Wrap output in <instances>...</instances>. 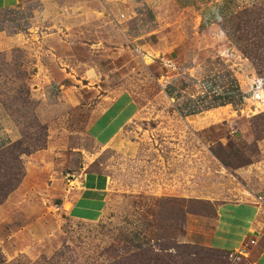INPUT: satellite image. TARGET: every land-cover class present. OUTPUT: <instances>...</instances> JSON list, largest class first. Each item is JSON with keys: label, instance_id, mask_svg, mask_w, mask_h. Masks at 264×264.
<instances>
[{"label": "rangeland", "instance_id": "374dc122", "mask_svg": "<svg viewBox=\"0 0 264 264\" xmlns=\"http://www.w3.org/2000/svg\"><path fill=\"white\" fill-rule=\"evenodd\" d=\"M99 1L23 0L0 9V105L19 127L0 151V264H264V0L222 21V56L213 47L177 67L157 56L171 50L168 32L136 39L133 21L113 16L118 0L104 7L110 32ZM45 25L58 33L45 39ZM59 46L75 50L63 57ZM235 85L240 96L229 93ZM128 92L140 112L101 146L88 129L107 104L99 99ZM193 107L201 111L191 114ZM88 172L110 181L93 220L71 211L70 200L62 205L78 198ZM16 189L24 193H10ZM220 193L260 211V226L238 251L232 246L254 214L248 205L227 208L230 223L214 235L231 251L206 244Z\"/></svg>", "mask_w": 264, "mask_h": 264}, {"label": "crops", "instance_id": "0c3cea01", "mask_svg": "<svg viewBox=\"0 0 264 264\" xmlns=\"http://www.w3.org/2000/svg\"><path fill=\"white\" fill-rule=\"evenodd\" d=\"M22 1L23 0H0V9L19 8V5ZM44 1L45 0H43V2ZM99 2L100 4L97 11L99 14L98 16L103 19L106 24L110 25L108 27L110 32L111 28H113V24L111 23V18H109V15L106 14L108 12L105 10V8L113 10V7H115L117 4L119 14L113 10V16L120 21L125 20L126 22L129 20L130 22L132 20L135 24L134 29H138L132 34L136 39L138 37H142L143 35H149L153 41L155 39L160 40L164 39L165 35L169 33L168 38L173 39L170 52L168 54L157 53V56L172 63L173 67H177L184 63V59L186 60L190 57L193 59L202 60L204 54L210 52L213 47L212 53L217 51L218 56H222V47H225V34L220 28L221 23L223 20H225V18L237 13V10H239L243 5H247L250 0H241V2H238V0H118L114 5H111V0H100ZM76 8L78 12L75 15L71 14L75 18L72 28L79 20L77 14L81 13L79 12V7L77 6ZM120 13H126L125 18L121 17ZM145 14L149 15L148 19H151L152 24H146L147 22L144 21L146 20ZM185 21H193L196 27L199 26V24H202L204 29L196 32L194 29L188 28V24H186ZM140 25H143L145 30L141 29L139 27ZM208 30L214 34V38L207 37L206 32ZM44 31L46 34H48L45 36V39L51 34L58 33H50L52 31L47 25H45ZM24 32L28 34V32ZM190 32L192 33L190 34ZM19 35L14 36L17 41H19L21 38H23L24 41L28 39L25 38L24 35H22V37ZM31 36H33V34H31ZM8 37L10 39H14L13 37ZM107 38H109V42L113 43L116 42V39H118L117 36L111 35H108ZM200 38L203 39L199 40ZM207 39H209L212 44H208L209 41ZM62 49L63 47L59 46L57 53L59 56L64 55L63 57H65L67 53L73 54L72 51L75 50L74 47L71 49L67 48V51H64L65 53L63 54ZM192 64H188L186 68L190 69ZM173 70L174 69H172V71ZM99 102H107V104L104 109L102 111L100 110L96 117L91 120L88 129L90 131V135L93 136L98 144L101 146H110L117 141L124 128H126L128 124H130V122L138 115L140 112V105L134 95L129 92L116 96H111L110 94L103 95L102 98L99 99ZM3 107L0 105V151L14 143L19 133V127L14 123L12 118H10L9 114ZM129 146H132V143H125L124 149H131ZM82 179L83 185L78 191L75 192L80 193L78 198L72 199L70 196L68 198L65 197L67 199H64L62 205L65 206L67 201L70 200L72 205L69 209L71 211L77 210L78 215H82L86 217V219L93 220L101 215L106 205L110 187L109 177L98 172H88L84 173ZM85 181L87 182L84 186ZM201 186L202 184L199 183V193H202V190L200 189ZM10 193L24 192L20 191V189H16ZM183 193L187 197L191 196L190 192L186 191ZM11 196L12 194H10L8 198ZM205 196L209 197V195ZM193 197L201 198V194L193 195ZM209 198L218 200L217 195H212ZM219 198L221 199V203L218 206V217L215 224L216 227L215 229L213 228L209 234V241L206 242V244L211 247L220 248L218 247L219 244L213 242L214 235L217 234L218 231L225 230L224 227L228 226L230 223L229 218H231V216L228 218H225L224 216V212L228 210L227 208L232 206L233 211L229 210L232 214L234 213V209L242 207V205H248V207L253 208L254 214L250 218L245 219L248 220L247 224L244 226L242 232H239L238 237L232 246L235 249L234 251H238L244 248V244L248 242V234H252L251 232L255 233V230H257V228L260 226V220L257 214L260 211L258 210V207L252 203L229 202L227 201L228 199H224L221 196V193ZM8 201L6 200V202ZM256 220H258V224H256ZM247 244H249V242ZM220 249L231 251L227 250L226 248Z\"/></svg>", "mask_w": 264, "mask_h": 264}, {"label": "built area", "instance_id": "2783aa9c", "mask_svg": "<svg viewBox=\"0 0 264 264\" xmlns=\"http://www.w3.org/2000/svg\"><path fill=\"white\" fill-rule=\"evenodd\" d=\"M219 78H220V81H221L222 77L220 76ZM235 88H236V85H235V87L229 89V93H235ZM199 111H201V110H198V109L193 107V109L191 110V112H192L191 114H194V113L199 112Z\"/></svg>", "mask_w": 264, "mask_h": 264}, {"label": "trees", "instance_id": "16d2710c", "mask_svg": "<svg viewBox=\"0 0 264 264\" xmlns=\"http://www.w3.org/2000/svg\"><path fill=\"white\" fill-rule=\"evenodd\" d=\"M234 94H237V95L239 94V96L241 95V92L239 91V87H236V88H235V93H234ZM228 95H229V94H228ZM211 248L218 249V250H221V251L223 250V249L216 248V247H211ZM223 251H224V250H223Z\"/></svg>", "mask_w": 264, "mask_h": 264}]
</instances>
